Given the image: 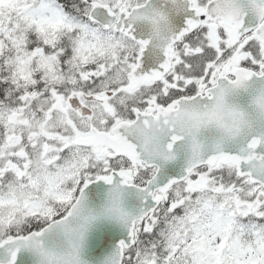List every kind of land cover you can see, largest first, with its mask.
Masks as SVG:
<instances>
[{
  "label": "snow or ice",
  "instance_id": "obj_1",
  "mask_svg": "<svg viewBox=\"0 0 264 264\" xmlns=\"http://www.w3.org/2000/svg\"><path fill=\"white\" fill-rule=\"evenodd\" d=\"M0 264H264V0H0Z\"/></svg>",
  "mask_w": 264,
  "mask_h": 264
}]
</instances>
